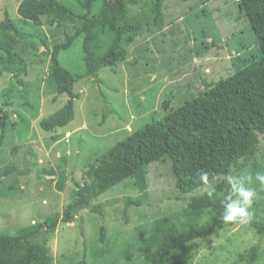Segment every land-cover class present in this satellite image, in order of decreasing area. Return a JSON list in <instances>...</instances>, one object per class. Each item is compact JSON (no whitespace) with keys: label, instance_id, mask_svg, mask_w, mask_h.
I'll use <instances>...</instances> for the list:
<instances>
[{"label":"rangeland","instance_id":"374dc122","mask_svg":"<svg viewBox=\"0 0 264 264\" xmlns=\"http://www.w3.org/2000/svg\"><path fill=\"white\" fill-rule=\"evenodd\" d=\"M21 1L0 0V22L6 12L17 19ZM61 1L75 8L77 13L84 12L74 6L77 0ZM126 2L129 16L141 20L143 33L130 45L126 60L99 71V83L95 78L76 83L75 92L80 95L75 105L76 117L67 127L53 132L39 127L42 118L59 110L68 100L67 95L58 96L47 87L49 56L36 63L29 62V73L21 76L28 86L19 85L14 74L0 79V89L6 84L15 86L14 95L9 100L4 97L8 104L4 106V102H0V108L10 113L12 128V131L6 130L5 135L0 129V170L6 163L16 166L11 177L0 178V231L16 233L34 221L62 214L74 182L79 180L86 165L126 139L150 114L157 112L158 117H164L167 99H173L170 109H176L187 99V91L203 90L202 72L203 78L218 80L242 68V58L249 62L257 53L256 35L238 0H162L161 25L154 23L151 0ZM99 7L100 3L94 12H98ZM43 24L42 30L51 48L55 40L65 39V31L74 28L72 24L51 25L46 18ZM29 31L35 29L30 27ZM31 40L33 38L20 40L19 46L24 50ZM35 41L38 46L39 37ZM31 49L30 46L24 51L26 58L33 57ZM60 59L73 73H84L82 38L77 39L71 49L63 51ZM40 79L44 80L39 91L28 89ZM23 91L28 97H24ZM104 97L113 111L106 119L103 114L108 108ZM256 142L255 153L243 161L261 163L264 172V135L258 134ZM250 173L251 170L246 169L242 176ZM60 179H64V190L59 189ZM148 179L150 204L145 202L143 206L126 208L127 197L143 196L134 180H126L96 199L95 204L104 206L102 218L99 213L82 210L74 222L60 221L55 233L42 235L38 240H46L56 264H78L82 258H86L88 264H126L125 256L117 257L122 263L117 261L116 253L110 254L106 243L121 244L146 236L156 219L176 216L187 205L173 198L177 189L169 162L151 163ZM213 185L201 187L190 196L200 195ZM249 211L251 216L257 214V219L264 221V193L260 190ZM101 225L106 230L105 243L100 241ZM252 245H259L257 264H264V239L248 223L228 226L190 244L187 264H238L237 251L244 252ZM131 256L129 264H140L134 259L135 255Z\"/></svg>","mask_w":264,"mask_h":264},{"label":"trees","instance_id":"16d2710c","mask_svg":"<svg viewBox=\"0 0 264 264\" xmlns=\"http://www.w3.org/2000/svg\"><path fill=\"white\" fill-rule=\"evenodd\" d=\"M151 2L154 23L161 25L162 0ZM238 2L257 38V53L253 60L248 62L249 59L242 58V68L218 80L203 78L202 72L203 90L196 93L187 91V99L176 109H170L173 99H167L164 102L167 112L164 117H158L157 112L150 114L141 127L82 169L62 214L34 221L16 233L0 231V264H56L46 240L39 241L38 238L55 233L60 221L74 222L82 210L99 213L102 218L104 206L95 204L96 199L126 180H134L143 192V196L137 198L127 197L126 208L143 206L145 202L150 204L151 199L147 195L148 168L156 161L169 162L177 189L173 198L187 205L176 216L156 219L146 236L121 244L106 243L108 252L112 255L116 253L117 261V257L125 256L123 262L129 264L133 254L140 264H187L186 254L190 244L217 230L243 224L222 220V200L230 191L226 176L240 177L246 169L251 170L248 176L252 178L251 186L256 193L259 190L264 193V187L255 181V174L263 172L262 164L244 162L256 151V136L264 135V0ZM73 3L84 12L77 13L75 8L73 10L61 0H22L18 7L19 17L14 19L6 12L5 19L0 22V79L10 73L14 74L13 78L19 85L28 86L21 76L29 73V62L36 63L49 56L47 87L58 96H68L59 110L39 121V127L45 132L67 127L75 119L76 100L80 97L75 92L76 83L89 78H95L99 83V71L126 60L130 45L143 33L141 20L129 16L126 0H77ZM99 3L98 12H94ZM45 18L51 25L74 26L70 32L65 31L64 40H55L52 48L42 30ZM148 24H151L149 20ZM28 27L35 31H29ZM36 37L40 40L38 46ZM80 37L86 69L84 73L75 74L62 64L60 56L63 51L71 49ZM29 38L33 40L23 50L19 46L20 40L23 42ZM30 46L33 57L26 58L24 51ZM44 47L45 51L42 50ZM43 80H36L28 89L39 91ZM14 88V85L6 84L0 89V102H4V106L8 104L4 97L9 100L14 95ZM104 99L108 108V112L103 114L106 119L113 111L108 106V99ZM0 112V129L5 135L6 130L12 131L10 113L4 108H0ZM16 149L15 146L13 151ZM6 164L0 170V178L11 177L16 169L15 164ZM236 164L239 165L234 168ZM200 171L209 174L207 184L200 181ZM64 183V179H60V190H64ZM210 183L214 185L204 193L190 196ZM248 224L264 239V221L257 219V214L251 216ZM100 229V241L105 243V226L101 225ZM80 230L83 231L82 226ZM83 245L86 253L87 240ZM237 254L238 264H257L260 247L252 245L244 252L237 251ZM78 264L88 262L82 258Z\"/></svg>","mask_w":264,"mask_h":264},{"label":"clouds","instance_id":"9594fccd","mask_svg":"<svg viewBox=\"0 0 264 264\" xmlns=\"http://www.w3.org/2000/svg\"><path fill=\"white\" fill-rule=\"evenodd\" d=\"M208 173L199 172V179L203 183H208ZM227 184L230 186V191L222 200V220L225 223L239 221L240 223H248L251 220L249 209L252 207L254 198L256 197V189L252 187V178L249 176H226ZM255 181L259 182L261 187H264V172L255 174ZM212 195V192L208 193Z\"/></svg>","mask_w":264,"mask_h":264}]
</instances>
